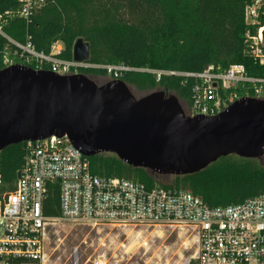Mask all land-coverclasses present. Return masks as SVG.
I'll use <instances>...</instances> for the list:
<instances>
[{
    "label": "built area",
    "instance_id": "2783aa9c",
    "mask_svg": "<svg viewBox=\"0 0 264 264\" xmlns=\"http://www.w3.org/2000/svg\"><path fill=\"white\" fill-rule=\"evenodd\" d=\"M15 1V8L0 10V69L24 65L73 74L94 66L59 57L64 49L61 41L45 53L29 36L25 41L11 36L6 27L13 19L29 23L49 0ZM245 16L249 25H259L257 33L246 34L248 51L264 65V0L248 5ZM115 68L119 69L108 66L110 72ZM181 74L198 79L191 115L213 116L242 97L264 98V76L249 75L244 65H231L225 71L210 65L200 73ZM239 88L245 95L236 91ZM25 143L20 176L12 188L0 174V264H14L18 259L21 264L44 261L49 235L63 222L180 228L196 243L195 264H264V193L236 204L210 206L189 190L150 188L125 177L95 175L89 157L68 136ZM53 187L59 191L58 215L45 212Z\"/></svg>",
    "mask_w": 264,
    "mask_h": 264
},
{
    "label": "trees",
    "instance_id": "16d2710c",
    "mask_svg": "<svg viewBox=\"0 0 264 264\" xmlns=\"http://www.w3.org/2000/svg\"><path fill=\"white\" fill-rule=\"evenodd\" d=\"M255 1L49 0L29 23L15 18L6 30L21 41L30 37L45 53L61 41L64 49L59 57L64 59L73 58L74 44L83 38L90 44L89 63L94 66L83 67L80 73L111 74L145 92L171 91L191 107L198 79L181 73H200L210 65L225 71L240 64L249 75L264 76V65L249 53L246 42L247 32L257 33L259 27L249 25L245 16L246 7ZM15 4L0 0V10ZM108 66L119 69L110 72ZM25 146V142L12 144L0 152V174L10 188L22 168ZM89 160L95 175L125 177L150 188L189 190L210 206L236 204L264 193V167L253 158L222 157L197 173L173 176L172 183L160 180L168 176L134 168L112 153ZM59 204V191L53 187L45 201L46 214L58 215ZM22 262L18 259L14 264Z\"/></svg>",
    "mask_w": 264,
    "mask_h": 264
},
{
    "label": "water",
    "instance_id": "95a60500",
    "mask_svg": "<svg viewBox=\"0 0 264 264\" xmlns=\"http://www.w3.org/2000/svg\"><path fill=\"white\" fill-rule=\"evenodd\" d=\"M90 52L87 41L76 40L75 61L89 62ZM53 135L68 136L89 158L112 153L153 175H191L222 157L264 156V98L242 97L213 116L188 115L177 95L137 97L119 78L100 84L80 72L0 69V152Z\"/></svg>",
    "mask_w": 264,
    "mask_h": 264
},
{
    "label": "rangeland",
    "instance_id": "374dc122",
    "mask_svg": "<svg viewBox=\"0 0 264 264\" xmlns=\"http://www.w3.org/2000/svg\"><path fill=\"white\" fill-rule=\"evenodd\" d=\"M88 76L100 84L115 79L111 74ZM130 87L137 97L148 93ZM167 95L176 94L167 91ZM181 103L191 115L190 107ZM253 162L264 167V156ZM160 180L172 183L173 176ZM195 250L192 235L180 228L94 227L63 222L51 231L47 256L39 264H195Z\"/></svg>",
    "mask_w": 264,
    "mask_h": 264
}]
</instances>
